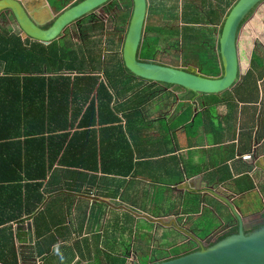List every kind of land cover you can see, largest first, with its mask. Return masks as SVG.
Instances as JSON below:
<instances>
[{
	"label": "crops",
	"instance_id": "1",
	"mask_svg": "<svg viewBox=\"0 0 264 264\" xmlns=\"http://www.w3.org/2000/svg\"><path fill=\"white\" fill-rule=\"evenodd\" d=\"M20 1L35 21L47 27L51 23V16H55L65 6L77 0ZM235 1L146 0L139 58L148 60L140 56L147 37L151 38L148 49L156 50L160 38L167 40L176 36L186 49L197 54L199 60L202 45L212 46V50L216 46L215 52L220 60L218 35L224 17ZM128 2L129 20L133 2L132 0ZM150 3L153 6H150ZM58 4L60 7L57 6ZM1 15L4 17L6 15L11 22H6L10 26L5 25L2 19L0 26H5L11 34H16L21 40H25L26 37H23V32L15 24L13 16L6 12ZM152 19L161 24H152ZM168 22H176V26L169 28ZM147 25L158 27L159 31L146 32ZM206 31L212 34L206 36ZM144 33L156 34L144 37ZM63 34L64 32L62 36ZM124 37L125 34L123 39L115 34L107 39L103 49L106 54L103 67L117 69L123 63ZM153 39L156 41L152 42ZM188 40L191 45L187 44ZM95 42L100 51L98 40ZM262 45L264 46V43ZM252 49L253 47L250 48L249 62ZM176 67L201 73L200 65L191 67L180 64ZM256 69H259V66ZM125 78L121 76L115 79L114 82L118 81L115 89L108 87L113 100L116 97V103H121L116 93L123 84L135 88L130 93L147 88L144 85L154 84L151 87L153 89L161 84L146 80L143 82L139 77L129 80ZM260 83L259 89L248 85L242 89L240 88L242 85H235L230 90L218 94L200 95L190 93L180 86L175 88L174 85L162 84L164 86L161 88L164 90L162 89L155 98L153 96L154 99L143 96L140 104L138 102L134 106L135 112H114L118 120L110 124V131L107 130L103 137L105 140H118L120 144L110 150L111 154L107 155L105 152L102 159L98 150L96 166L103 164L117 166V169H120L121 166L130 165L129 173L123 176L86 168H71L67 173L59 172L56 175L55 187L52 189H48L46 185L47 178L39 187H33V184L40 183V179L23 181L21 205L15 206L9 199L5 207L0 206V264H47L46 258L54 257L55 249L62 247L73 250L68 252L61 249L58 259L63 262L54 260L48 264H89L91 260L101 264L100 260L105 256L95 248L104 249L102 239L106 236V230L111 233L112 223H118L123 227V218L127 214L131 219H138L141 217L140 214L145 213L143 219L147 223L153 224L159 219L160 224L165 227L174 226L176 229L182 227L183 240L195 239L200 244L202 239L208 238L212 233L231 227L234 223L232 219L228 218L230 222L221 219L223 221L219 228H212L211 233L208 232L205 237L201 235L211 224L220 222V217L216 213V211L220 212L222 206V202L216 197L218 193L228 196L234 205L236 200L252 190L258 191L259 194L258 186L260 184L264 186V173L257 170L264 165L261 158L264 155V79ZM233 89L236 92L239 89L237 93L239 97L235 95L233 99L234 92H231L233 98H220ZM218 98L222 99V102L211 101ZM78 121L79 117L75 120L74 127L70 128V135L78 130L75 127ZM98 127L95 126V129ZM244 154H253V156L249 160H244L242 159ZM74 161L91 165L94 159L88 150V156L77 157ZM65 183L69 186H64ZM25 184L29 186L25 187ZM161 189H163L162 198H169V201L180 203L182 207L172 204L168 213L154 215L152 212L157 206L155 198ZM40 195H42L41 201ZM259 198L264 203L262 197ZM187 199L192 204L187 202ZM183 208H186V211ZM235 208L242 216L259 210L247 212L242 204H240L242 211L236 206ZM110 212L117 214L114 213L111 219L109 215L104 219V215ZM41 213L45 216L40 220ZM66 213L72 214L73 217L68 218ZM204 215L207 217V228L193 227L192 223L187 224L189 216L197 218ZM115 244L108 242L104 250L118 254ZM185 251H181L182 254ZM114 257L121 258V256Z\"/></svg>",
	"mask_w": 264,
	"mask_h": 264
},
{
	"label": "trees",
	"instance_id": "2",
	"mask_svg": "<svg viewBox=\"0 0 264 264\" xmlns=\"http://www.w3.org/2000/svg\"><path fill=\"white\" fill-rule=\"evenodd\" d=\"M128 17V14L120 16L121 22ZM6 29L0 26V206L4 207L9 199L15 206L21 205L23 181L40 179V183L33 184V187H39L47 178L46 185L52 189L59 172L67 173L71 168L97 171V151L102 159L105 152L111 154L110 150L120 144L118 140L103 137L118 120L114 112H135L134 106L140 104L143 95L149 91L145 88L130 93L135 88L123 84L116 93L121 103H116V97L113 100L108 88L117 87L115 79L121 76L126 80L139 78L123 63L117 69L103 67L95 40L85 39V34L80 44L64 37L44 44L28 38L21 40ZM158 31V27L146 26V32ZM150 41L151 38L147 37L142 45L140 56L144 59H154L156 50L148 49ZM187 44L192 43L188 40ZM201 52L200 72L210 77L219 76L222 68L212 46L202 45ZM257 59L255 56L254 64L259 66ZM241 64L245 66L243 60ZM97 73H101L104 80L99 81ZM94 90L96 96L91 95ZM211 101L219 103L222 99ZM78 117L75 126L78 130L70 135V128L74 127ZM97 125L99 127L95 129ZM88 150L94 159L93 164L74 161L77 157L88 156ZM100 166L103 173L123 176L131 167ZM110 261L125 264L123 258L110 257Z\"/></svg>",
	"mask_w": 264,
	"mask_h": 264
},
{
	"label": "water",
	"instance_id": "3",
	"mask_svg": "<svg viewBox=\"0 0 264 264\" xmlns=\"http://www.w3.org/2000/svg\"><path fill=\"white\" fill-rule=\"evenodd\" d=\"M112 0H77L51 16L47 27L40 25L25 10L20 0H0L1 14H11L23 37L49 44L60 38L66 28L75 21L109 4ZM133 9L128 20L122 45L125 68L146 81L180 86L195 95L218 94L237 85L240 70L238 48L239 33L246 20L264 0H236L224 17L218 35V52L222 73L218 77L205 76L194 70L174 67L138 56L146 16V0H132ZM264 162V155L261 157ZM259 168V167H258ZM264 173V165H261ZM209 191V190H208ZM226 213L236 225L237 232L227 235L209 246L199 244V249L145 264H264V203L259 210L242 216L228 196L218 193ZM258 204L246 203V209ZM160 223L159 219H156ZM174 224L175 221H174ZM253 227H256L253 230ZM248 230V231H247ZM247 232V233H246Z\"/></svg>",
	"mask_w": 264,
	"mask_h": 264
},
{
	"label": "rangeland",
	"instance_id": "4",
	"mask_svg": "<svg viewBox=\"0 0 264 264\" xmlns=\"http://www.w3.org/2000/svg\"><path fill=\"white\" fill-rule=\"evenodd\" d=\"M170 4V3H169ZM60 7V5H57ZM150 6H153L152 3H150ZM129 2L128 0H113L109 4H106L105 6L97 9L96 11L92 12L91 14L75 21L74 23L70 24L66 30L64 31V34L61 38H68L70 39L74 44H80L81 39L83 37V34L85 39L91 38L93 36V39L98 40V43L100 44V53L103 56L100 57L101 63L104 65L106 62V57L104 53V47L107 42V39L111 36L113 37L115 34L120 35L121 39H123V36L126 32L128 20L126 19L125 22H121L120 16L127 15L129 12ZM179 10V9H178ZM181 10V9H180ZM256 13V15H254ZM46 14V13H45ZM2 15L0 16V23H2ZM5 22L7 21L10 23L11 19L8 18L5 15ZM150 22V20H148ZM9 23H6L5 25H9ZM165 23V22H164ZM149 24V23H148ZM152 24H161L158 21H154L152 19ZM179 24V22H178ZM246 24H249L246 26ZM169 28H173L176 26V22H168ZM160 26V25H159ZM87 27H92L91 29H87ZM203 27V26H201ZM211 29L210 27H208ZM242 31V33H241ZM174 32V31H173ZM206 36H209L212 34L211 32H205ZM216 33V32H215ZM156 33H144V37L147 36H154ZM216 36V34H214ZM181 38V36L179 35ZM238 48H239V55H240V78L237 83V85H242L240 88L243 89L244 86L248 85L249 87L259 89V86L261 85L260 81L264 79V76L262 75V70L256 69L254 67L252 70L249 66V54H250V48L253 47L255 52L259 55L262 54L264 51V46L262 43H264V2H262L254 11L253 15L244 23L242 26L239 38H238ZM215 39H214V46H215ZM199 51V49L197 50ZM213 51H216V46L213 47ZM150 61L158 62L161 64L171 65V66H179L182 65H188L191 67H195L200 65V60L196 53L192 52V50L186 49V47L181 43L178 37H169L167 40L164 38H160L159 42L157 43V49L155 51L154 59H148ZM244 61L245 66L241 64V61ZM99 77V81L104 80L101 73H97ZM218 77V76H217ZM259 81V82H258ZM260 83V84H259ZM146 86L149 91L146 92L143 96L148 97V99H154L156 95L161 92L164 85L159 84L157 87L151 89L154 84L144 85ZM97 87V86H96ZM95 87V88H96ZM175 87V86H173ZM176 88V87H175ZM164 90V89H163ZM136 91V90H135ZM134 92V91H133ZM229 93H224L221 95L220 98L222 99H228L230 97L233 98L232 93L234 92V98L235 95H238L239 89L236 92L235 89L232 91H228ZM236 93V94H235ZM231 94V95H229ZM91 95H95V90L92 92ZM151 96H154L152 98ZM242 96V95H241ZM151 97V98H150ZM239 97V95H238ZM215 112V111H212ZM102 166H97V172L101 171ZM112 169V167H110ZM112 172H115L112 171ZM258 191L252 190L251 192H248L247 195L243 196L241 199L236 200L234 202V205L240 210V204L244 205L246 203H253L258 204L256 208L251 209H245L247 212L253 211L258 209L260 206H262V201L259 196L262 197L264 200V186L260 184L258 186ZM162 190L158 191V195L156 196L155 200L157 202V206L154 208V212H152L156 216H160L163 214L168 213V211L172 208V204L176 205L177 207H182L180 203H172L169 201V198H162ZM261 194V195H260ZM112 198L111 196H109ZM187 202L191 203L188 199ZM194 202V199L193 201ZM117 203V202H116ZM192 204V203H191ZM197 206V204H194ZM186 211V208H183ZM114 213L117 214V212H110L108 214L104 215V219H107V216L109 215V219L113 218ZM217 215L220 217V222L214 223L203 233H201L202 237L207 236L208 232L212 231V228H219L218 226L220 223L224 220H228L230 216L226 213V210L221 206L220 212L216 211ZM46 215V213L44 212ZM44 214H40V220L44 218ZM68 214V218H72V214ZM141 217L138 219H131L129 214L124 215L123 218L124 224L123 227L121 225H118V223H112V226L110 227V234L108 229L106 230V236L102 241H104L103 248H105V245L108 244V242H115V247L118 250V254H112L109 250H104L101 247H96L95 250L99 251L102 256H105L104 259L100 260L101 264H112L110 261V257L113 256H121L125 261L131 258H136L138 261H140V264L149 263L150 261H161L162 258H165L169 256V254L175 253L179 254L181 251H183L186 248L185 243L186 240H183V235L181 234V231L178 229L172 230V228L165 227L164 225L153 222L147 223L144 221L145 213L140 214ZM189 222L188 225H193V227H205L207 228L206 221L207 217L204 215L202 217L192 218L191 216L188 217ZM231 219V218H230ZM230 222V220H228ZM227 224V222L225 221ZM224 223V224H225ZM180 226V225H179ZM213 226V227H212ZM226 226V225H223ZM167 228V229H165ZM178 232V233H177ZM180 232V233H179ZM211 233V232H210ZM167 240H171L170 242H167ZM183 241V242H182ZM112 248V247H111ZM188 248V247H187ZM62 250H73L69 247H62ZM60 248H56L55 252L53 254L54 257H48L46 258V263H50L54 260H58V262H63L62 260L58 259V253L61 250ZM104 252V253H103ZM80 256V255H79ZM100 259V256H98ZM98 262V260L96 261ZM145 262V263H144ZM89 264H96L94 260H91L88 262Z\"/></svg>",
	"mask_w": 264,
	"mask_h": 264
},
{
	"label": "flooded vegetation",
	"instance_id": "5",
	"mask_svg": "<svg viewBox=\"0 0 264 264\" xmlns=\"http://www.w3.org/2000/svg\"><path fill=\"white\" fill-rule=\"evenodd\" d=\"M257 57V63H259V68L262 70V76H264V51L262 52L261 55L257 54L255 52L254 49H252L251 51V55H250V62H249V66H250V69L252 70L254 67H257L255 64H254V57ZM170 228H172V230H175L174 226H170ZM256 227H253V230H255ZM178 230H182V227H179ZM237 228H236V225L235 223H233V225L231 227H226L225 229H222L219 231V236H217L216 238L212 239L210 242H208L207 245L205 244H202L203 246H209L211 245L212 243H214L219 237L225 235L226 233H228L229 231H232L231 234L233 233H236L237 231ZM248 231V230H247ZM182 232V231H181ZM184 233V232H183ZM247 233V232H246ZM230 235V234H229ZM197 237V236H196ZM200 239V238H199ZM206 239V238H205ZM205 239H202L205 240ZM201 240V239H200ZM198 242V241H197ZM195 241V239H193L192 241L190 240V238L187 239V241L185 243H188V245L186 244V248L184 250H186L183 254H185L187 251L188 252H191V251H194V250H197L199 249V244ZM195 243V244H194ZM188 247V248H187ZM178 255H182V252H180ZM177 254L175 253H172V254H169V256L165 257V258H162V260H166V259H170L172 257H176L178 256ZM152 262V261H150ZM154 262V261H153ZM135 264H140V261H138L137 259L135 260Z\"/></svg>",
	"mask_w": 264,
	"mask_h": 264
},
{
	"label": "built area",
	"instance_id": "6",
	"mask_svg": "<svg viewBox=\"0 0 264 264\" xmlns=\"http://www.w3.org/2000/svg\"><path fill=\"white\" fill-rule=\"evenodd\" d=\"M253 156V154H244L242 156V159L244 160H249L251 159ZM219 232H216V233H212L208 238H206L205 240L202 241V244H205L207 245L208 242H210L212 239L216 238L217 236H219ZM135 260L136 258H131V259H128L125 261V264H135Z\"/></svg>",
	"mask_w": 264,
	"mask_h": 264
}]
</instances>
